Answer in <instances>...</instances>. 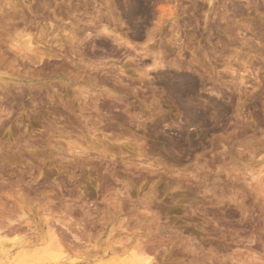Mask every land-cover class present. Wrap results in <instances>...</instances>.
<instances>
[{
    "label": "rangeland",
    "instance_id": "1",
    "mask_svg": "<svg viewBox=\"0 0 264 264\" xmlns=\"http://www.w3.org/2000/svg\"><path fill=\"white\" fill-rule=\"evenodd\" d=\"M14 1L15 17L0 3V71L22 77L0 82L11 101V115L0 119V240L10 251L0 264H18L20 251L29 248V257L50 240L78 264H132L131 255L139 254L152 264H259L264 0H139L146 14L135 17L127 15L126 0H110L112 34L98 32L78 50L47 39L62 35L57 24L90 15L101 0ZM23 24L41 46L39 63L17 55L8 42ZM141 29L143 38L132 40ZM128 44L147 45L144 67L158 64L159 54L196 79L193 103L207 107L201 122L189 124L184 101L163 95L165 82L133 79L136 66L126 57L136 53ZM87 58L107 62L106 71L81 79L78 60ZM153 95L162 98L163 123L142 119L155 110L145 108ZM69 143L87 153L71 155ZM225 161L237 171L231 179L223 173L205 178L211 198L200 194L201 183L174 174L194 163L215 168ZM45 215L52 220L39 223Z\"/></svg>",
    "mask_w": 264,
    "mask_h": 264
},
{
    "label": "clouds",
    "instance_id": "2",
    "mask_svg": "<svg viewBox=\"0 0 264 264\" xmlns=\"http://www.w3.org/2000/svg\"><path fill=\"white\" fill-rule=\"evenodd\" d=\"M110 0H101L100 3V8H107V12L105 13L106 16L111 17L112 9L109 7ZM99 11V9H97ZM88 23H91V21H88ZM132 23H140L139 21H133ZM128 24L125 22L124 27H127ZM96 31H86L82 36L79 38H76L72 33H65L64 36L67 40L73 41V40H78L80 44H83L84 41L88 40L92 36L96 35L98 32L99 33H106L107 28L104 27L102 24L97 23L95 25ZM132 40H140L143 38V30L135 35H132L130 37ZM30 40V38H29ZM178 43H181L178 39L176 38ZM153 41L149 40L148 44H152ZM154 46V45H153ZM12 51L16 52L17 55H20L22 58L27 59L28 55L30 54L34 59L31 61L32 63H39V56H40V44L35 43L32 44L31 47L26 46L24 44L19 45L17 47L16 42H13ZM127 48L131 49L132 52H135V55H128L126 57L127 61H131L136 67H135V72L136 75L133 77V79H138L141 81V84L143 85L145 81H148L150 83H158V82H165L164 83V88L165 91L163 95L165 97H171L172 92L171 89L167 86V82L174 77L183 74L184 69L181 67H174L171 61H167L163 58H160L159 54H156L157 59L160 60L158 64H156L154 67H144L145 61L141 60L140 58L143 57L146 52H147V45H137L133 46L132 44H128ZM137 48H139V51H137ZM151 55V53H147ZM81 67H80V72H81V79L83 78V75L90 74L92 70L95 69V63L93 61H88L85 62L83 59H81L78 62ZM235 75V73H232ZM30 73H23V77L29 76ZM18 79H22L21 76L17 75L15 71L13 74H9V71L7 69L0 71V82L3 83H9L13 82L15 83ZM242 82V81H241ZM213 95L216 97L217 100L222 99V96L220 92H215ZM162 98L157 97L156 95H153L152 101L150 104L145 105V108L147 109H153L154 106L155 110L149 112L148 115L144 116L142 119L148 121L149 124H156V123H163L164 119L167 118V113H162L160 111L159 105L162 104ZM11 101L8 97H6L2 92H0V119H4L7 116L11 115V113L8 111V106H10ZM163 117V119L161 118ZM134 119H136L134 117ZM138 127L142 125H137ZM167 126V125H166ZM195 128H189V132L195 131ZM261 140L264 141V137H261ZM229 151L228 148H221L222 153H227ZM239 151V150H237ZM260 151L264 152V142L261 143L260 145ZM260 162L262 165H264V154L260 156ZM192 170L188 171L187 168L182 170L181 172H175L174 174L180 175L183 174L185 176H188L191 178L192 181H196L198 183H201L203 185V191L200 193L201 195L208 196L211 198L212 196L215 195V193L210 189L209 185L205 182V178L209 174H215V173H223L225 179H231L233 178V173L237 171V166L230 161H225L223 164H220L216 166L215 168H209L207 166V162L203 165L201 164H193L191 166ZM261 176H264V169L261 170L260 173ZM261 193L264 195V184L261 186ZM47 216V215H45ZM41 217L39 223L41 224H47L52 220V217L47 216L48 219H45L44 217ZM261 221L264 222V214L261 215L260 217ZM56 221V220H55ZM261 240H264V230H262V235H261ZM251 244H256L259 247V241H257L255 238L250 240ZM260 260L259 264H264V250H261L259 252ZM193 264H203L202 261H193ZM239 264H247L246 261H240Z\"/></svg>",
    "mask_w": 264,
    "mask_h": 264
},
{
    "label": "bare ground",
    "instance_id": "3",
    "mask_svg": "<svg viewBox=\"0 0 264 264\" xmlns=\"http://www.w3.org/2000/svg\"><path fill=\"white\" fill-rule=\"evenodd\" d=\"M23 1V0H22ZM96 1V0H94ZM128 2V11H127V15L129 17H135L137 15H144L146 14V10L144 8L146 7H142L141 3L139 0H126ZM21 2V1H20ZM0 3L2 4L1 6L3 7V11H5L4 13L7 14L8 16H14L15 13H16V2L14 0H0ZM1 7V8H2ZM97 9H99V11H97ZM105 9V8H104ZM147 9V8H146ZM1 10V9H0ZM83 10V9H82ZM171 10V9H170ZM169 10L168 12V16L169 17H172L173 18V14L174 12L172 13L171 11ZM2 11V10H1ZM88 11V10H87ZM148 11V10H147ZM91 11L89 10V13ZM105 12H107V8L106 10L104 11L103 9L100 8H97L96 7V10H94L93 13H90V15H80V16H76L75 14H73L74 18L73 20H71L70 22H68V24H62V25H58L57 24V27L55 30L59 29V32L62 33V35L58 34V33H55L53 34V38H48L47 40L50 41L49 43H56L57 46L58 45H62V44H68L70 50H78L77 47H79V42L78 40H73V41H69L65 38L64 34L65 33H72L76 38H79L78 34L83 30H85L86 28V31L88 30H93V31H96L95 29V25L97 23L99 24H102L104 27L107 28V32L106 33H110L112 34V29H110V17L109 16H106L105 15ZM84 13V12H83ZM162 13V12H161ZM86 14V13H85ZM55 16V15H54ZM167 16V18H168ZM15 17V16H14ZM112 17V16H111ZM55 18V17H54ZM12 19V18H11ZM62 18L60 17L59 20H61ZM113 19V18H112ZM118 19V18H117ZM115 20H116V17H115ZM171 20V19H170ZM173 21L176 20V19H172ZM88 21H91V23H88ZM118 21V20H117ZM112 22V21H111ZM116 22V21H115ZM80 23L81 24H85L86 25V28L84 29L82 27V29L80 28ZM174 23V22H173ZM171 24V27L174 26V24ZM16 25V24H15ZM27 25L24 26V24L22 25L23 27L20 28V30L18 29V31H15V29L13 30V35L15 34V36H12L8 35L9 38L8 39V42L10 44L13 45V42H16L17 44V47H19V45L21 44H24L26 46H29L31 47L32 44H33V38L31 36V33L29 32H26L29 28H27ZM80 25V26H79ZM83 25V26H85ZM10 26V25H9ZM13 26V25H12ZM27 28V29H26ZM114 28V27H113ZM175 28V27H174ZM173 27L171 28V34L173 33L174 34V29ZM26 30V31H25ZM43 29L41 28L40 29V34L42 33ZM115 30V28H114ZM15 31V32H14ZM85 32V31H83ZM100 34V33H99ZM59 35V36H58ZM80 35V34H79ZM48 36H50L48 34ZM110 36V35H109ZM115 36V35H113ZM112 36V37H113ZM173 37V35H171ZM175 36V35H174ZM117 37V36H115ZM114 37V39H116ZM30 38V40H29ZM40 38V36H39ZM6 39V38H5ZM6 39V40H7ZM119 39V38H118ZM117 39V40H118ZM46 40V41H47ZM116 41V40H115ZM120 41V40H118ZM175 42H177L175 40ZM72 48V49H71ZM76 48V49H75ZM80 50V49H79ZM73 52V51H72ZM74 52H77V51H74ZM79 52V51H78ZM81 54V53H80ZM30 55V54H29ZM31 57V56H30ZM80 57V56H79ZM85 57V56H83ZM82 58V57H80ZM89 58V57H88ZM87 58V61L85 62H88V61H93L95 63V69L97 71V69H102L105 68L104 66L107 65L106 63H103L101 61H98V60H92V59H88ZM78 59V58H77ZM81 60V59H80ZM78 60V61H80ZM102 60V59H101ZM109 63V62H108ZM112 65V64H111ZM114 65V64H113ZM114 68V66H113ZM120 68V67H118ZM117 68V69H118ZM115 69V68H114ZM121 69V68H120ZM105 70V69H104ZM103 70V71H104ZM119 70V69H118ZM93 71V70H92ZM106 71V70H105ZM121 71V70H119ZM122 72V71H121ZM197 85H198V82L196 81V79H194V77L190 74H182V75H178L176 77H174L173 79H171L168 83V87L171 89V92H172V95H174L177 99H180L183 103L186 104V108H184L186 110V117L188 118L187 121H189V124H195L198 123V121L202 120V118H204V116L207 114V107L205 108L203 105H200L199 107L198 106H195V102H196V96L195 95V92H196V89H197ZM198 99V98H197ZM195 101V102H194ZM194 102V103H193ZM199 105V104H198ZM180 106V105H179ZM202 108V109H201ZM184 110V111H185ZM211 114V113H210ZM207 117V116H206ZM204 121V120H203ZM201 122V121H200ZM116 139V138H115ZM71 143L68 144V146L65 148V151L66 152H69L71 153V155L73 156H79L81 154H84V153H87V150L86 152L84 151L85 148L83 149L82 146L80 145H70ZM128 144V143H127ZM88 155V154H87ZM145 161V160H144ZM149 161V160H148ZM147 161V162H148ZM147 162L145 163V165L147 164ZM149 163V162H148ZM151 164V163H150ZM155 164V163H154ZM158 165V164H157ZM149 166V165H148ZM152 166V165H151ZM142 167V166H141ZM140 167V168H141ZM150 167V166H149ZM148 167V168H149ZM144 168V167H143ZM51 241V240H50ZM50 241H48V243H45V244H42L40 245V247H37V249L35 251H33L31 253V255L28 257V255L25 256V253L29 252V248L27 249H23L22 251L19 252V254H17L18 256L15 257L17 258L16 261L18 264H33V263H42V264H78L77 262H75V259H71V260H68L67 257L64 256V254L62 252H60L59 250L61 249H53L51 248L52 244L50 243ZM51 244V245H50ZM0 246H1V249H0V255L2 257H10V251H5L4 250V245L2 243V241L0 240ZM12 253V252H11ZM21 253V254H20ZM133 253V252H132ZM21 255V256H20ZM143 255V254H142ZM141 254L137 255V256H132L130 257V262L132 264H152V261H151V257L149 255L146 256H142ZM146 255V254H145ZM10 259V258H9ZM129 260V259H128ZM14 261V259H13Z\"/></svg>",
    "mask_w": 264,
    "mask_h": 264
},
{
    "label": "snow or ice",
    "instance_id": "4",
    "mask_svg": "<svg viewBox=\"0 0 264 264\" xmlns=\"http://www.w3.org/2000/svg\"><path fill=\"white\" fill-rule=\"evenodd\" d=\"M154 66H155V65H154ZM44 218H45V219H48L47 216H45ZM55 223H56L57 225H60V220H59V219H56ZM67 238H71V237L68 236Z\"/></svg>",
    "mask_w": 264,
    "mask_h": 264
}]
</instances>
